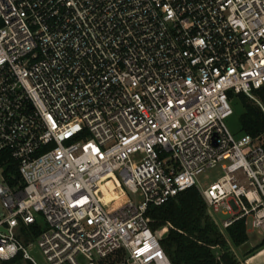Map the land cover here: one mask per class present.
I'll use <instances>...</instances> for the list:
<instances>
[{"label": "built area", "instance_id": "obj_1", "mask_svg": "<svg viewBox=\"0 0 264 264\" xmlns=\"http://www.w3.org/2000/svg\"><path fill=\"white\" fill-rule=\"evenodd\" d=\"M261 87L264 0H0V264H171L146 212L193 186L264 233V148L225 123Z\"/></svg>", "mask_w": 264, "mask_h": 264}, {"label": "trees", "instance_id": "obj_2", "mask_svg": "<svg viewBox=\"0 0 264 264\" xmlns=\"http://www.w3.org/2000/svg\"><path fill=\"white\" fill-rule=\"evenodd\" d=\"M252 92L262 107L243 93L234 95L230 92L229 97L231 103L238 100L243 107L238 118L239 132L256 138L257 143L264 148V88L254 89ZM101 186L111 190L116 183L108 180ZM116 198H119L118 204L126 200L121 192ZM146 216L152 230L158 233L165 231L160 238V244L171 264H241L234 256L231 246L237 247L247 242L244 220H236L222 231L209 215L195 186L178 192L162 205L149 207ZM30 228V234H19L24 243L40 231L37 225ZM263 247L264 238L246 252L245 256H250ZM119 258L117 256L109 264H115ZM14 261L5 264H12Z\"/></svg>", "mask_w": 264, "mask_h": 264}, {"label": "rangeland", "instance_id": "obj_3", "mask_svg": "<svg viewBox=\"0 0 264 264\" xmlns=\"http://www.w3.org/2000/svg\"><path fill=\"white\" fill-rule=\"evenodd\" d=\"M231 107H232L233 113L231 116H229L226 119L225 123H226L228 130L232 134L238 135V134H240V132H239L240 127H239L238 118H239L240 114L243 112V107H242V104L240 103V101H238V100H233L231 103ZM223 174H224V170H223V167L221 164H217L211 168H206L204 171H202L197 176L196 185L200 189H205L210 184H212L217 179H219ZM99 192H101L100 195H103L102 200L104 203H106V206L111 207L112 206L111 202L113 201L114 198H116V196L121 191L119 189H115V188H112L111 190H108V189L106 190V187L101 186ZM127 195L130 198H132L133 200H135V198H136V195H134V194L127 192ZM217 218L219 220H222L224 218V216H222V214L219 212L217 214ZM245 225H246L248 240L245 243V246L243 248H239V249L234 248V251H233L234 256L236 257V259L238 261L241 262V264H245L244 258L248 257V256H245V253L248 252L249 250L253 249L264 238V233L262 230L257 229V228H253V229L251 228L249 217L246 218V224ZM164 233H165V231L163 230V231L159 232L157 235L159 238H161ZM262 249H264V247L259 249V250H262ZM33 253H34V251H33ZM35 255L38 257L37 252L35 253ZM39 258L41 259L40 256H39ZM21 263L19 261H17V262L12 263V264H21Z\"/></svg>", "mask_w": 264, "mask_h": 264}, {"label": "crops", "instance_id": "obj_4", "mask_svg": "<svg viewBox=\"0 0 264 264\" xmlns=\"http://www.w3.org/2000/svg\"><path fill=\"white\" fill-rule=\"evenodd\" d=\"M244 246H245V243L237 247L231 246L232 247L231 249L232 251H234V248L239 249V248H243ZM244 260H245V264H250V263L251 264H264V249L256 251V253H253L250 256L244 258Z\"/></svg>", "mask_w": 264, "mask_h": 264}]
</instances>
